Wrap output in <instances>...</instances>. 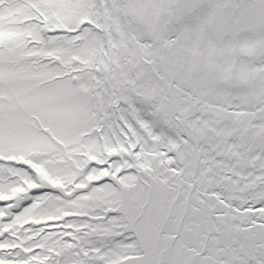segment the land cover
<instances>
[{"label":"snow or ice","instance_id":"6c2138e0","mask_svg":"<svg viewBox=\"0 0 264 264\" xmlns=\"http://www.w3.org/2000/svg\"><path fill=\"white\" fill-rule=\"evenodd\" d=\"M0 264H264V0H0Z\"/></svg>","mask_w":264,"mask_h":264}]
</instances>
